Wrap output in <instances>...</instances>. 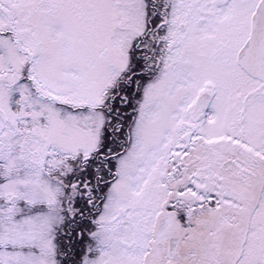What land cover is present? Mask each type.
I'll use <instances>...</instances> for the list:
<instances>
[{
  "label": "snow or ice",
  "instance_id": "obj_1",
  "mask_svg": "<svg viewBox=\"0 0 264 264\" xmlns=\"http://www.w3.org/2000/svg\"><path fill=\"white\" fill-rule=\"evenodd\" d=\"M0 264H264V0H0Z\"/></svg>",
  "mask_w": 264,
  "mask_h": 264
}]
</instances>
